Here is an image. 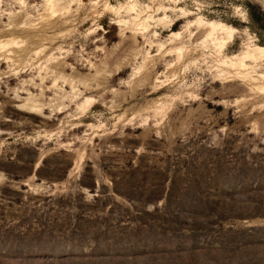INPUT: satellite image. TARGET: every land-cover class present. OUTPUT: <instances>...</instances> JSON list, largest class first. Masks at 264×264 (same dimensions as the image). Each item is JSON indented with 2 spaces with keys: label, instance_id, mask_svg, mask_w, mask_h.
<instances>
[{
  "label": "rangeland",
  "instance_id": "1",
  "mask_svg": "<svg viewBox=\"0 0 264 264\" xmlns=\"http://www.w3.org/2000/svg\"><path fill=\"white\" fill-rule=\"evenodd\" d=\"M248 3L0 0L43 36L0 63V264H264V60L227 66L264 48Z\"/></svg>",
  "mask_w": 264,
  "mask_h": 264
},
{
  "label": "bare ground",
  "instance_id": "2",
  "mask_svg": "<svg viewBox=\"0 0 264 264\" xmlns=\"http://www.w3.org/2000/svg\"><path fill=\"white\" fill-rule=\"evenodd\" d=\"M52 10L56 9V5L51 3ZM21 9L23 7L21 6ZM8 18L12 19L14 18V15L11 13L6 14ZM21 20V19H20ZM17 23H19L17 21ZM15 23L16 25H18ZM216 30H219L220 33L223 35V41L221 43H218V53L221 51V49L224 47V45L231 40L232 33L235 31L234 29H231L229 27L224 26H218L217 28H214ZM25 34L23 39L19 38H11V39H5L6 37L13 36L15 34ZM26 31H19L15 28V26H4L0 23V63H18V67H24L27 65L25 58L30 54L34 58H38L42 55V37L41 35H26ZM21 43L23 45H18L17 43ZM31 46H38V48L34 49L33 51L30 48ZM15 48V49H12ZM34 47V48H35ZM235 59V58H234ZM39 60V59H38ZM260 60H264V48H254L247 50L244 54H242L240 57L236 59L235 62H231L227 64V66L232 67V69L241 70L244 69L245 66L243 65L244 62H250V63H257ZM222 66V65H221ZM227 68V67H226ZM229 68V67H228ZM235 71V70H234ZM261 78V77H259ZM31 109L32 111L37 110V105L35 104L34 100H26L21 105L17 106V109Z\"/></svg>",
  "mask_w": 264,
  "mask_h": 264
},
{
  "label": "trees",
  "instance_id": "3",
  "mask_svg": "<svg viewBox=\"0 0 264 264\" xmlns=\"http://www.w3.org/2000/svg\"><path fill=\"white\" fill-rule=\"evenodd\" d=\"M246 10L248 12V15H249V18L252 24L259 26V18L261 17L264 18V13L261 11H258L257 7H255V5L252 3H248L246 5Z\"/></svg>",
  "mask_w": 264,
  "mask_h": 264
}]
</instances>
